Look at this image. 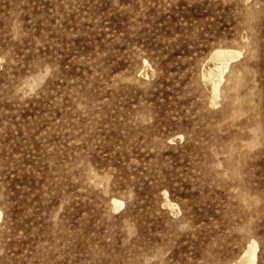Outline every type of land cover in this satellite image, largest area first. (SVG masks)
Masks as SVG:
<instances>
[{"label":"rangeland","instance_id":"374dc122","mask_svg":"<svg viewBox=\"0 0 264 264\" xmlns=\"http://www.w3.org/2000/svg\"><path fill=\"white\" fill-rule=\"evenodd\" d=\"M0 210V264H264V0H0Z\"/></svg>","mask_w":264,"mask_h":264},{"label":"bare ground","instance_id":"6f19581e","mask_svg":"<svg viewBox=\"0 0 264 264\" xmlns=\"http://www.w3.org/2000/svg\"><path fill=\"white\" fill-rule=\"evenodd\" d=\"M243 55V52L230 47H219L213 50L209 62L203 69L204 83L210 84L212 88V105L215 106L219 102L222 92V86L227 80V74L231 71V64L235 59ZM147 62V61H146ZM147 73V72H146ZM146 76V75H145ZM116 209L124 205L120 199H114ZM167 205L175 210L179 207L177 204L167 198ZM3 212L0 210V219ZM259 244L256 240H252L245 251L241 254L238 264H255L258 256Z\"/></svg>","mask_w":264,"mask_h":264}]
</instances>
